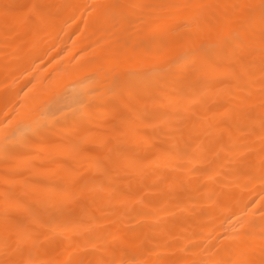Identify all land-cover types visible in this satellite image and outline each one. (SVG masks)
<instances>
[{
  "label": "bare ground",
  "instance_id": "1",
  "mask_svg": "<svg viewBox=\"0 0 264 264\" xmlns=\"http://www.w3.org/2000/svg\"><path fill=\"white\" fill-rule=\"evenodd\" d=\"M260 2L0 0V261L264 264Z\"/></svg>",
  "mask_w": 264,
  "mask_h": 264
},
{
  "label": "snow or ice",
  "instance_id": "2",
  "mask_svg": "<svg viewBox=\"0 0 264 264\" xmlns=\"http://www.w3.org/2000/svg\"><path fill=\"white\" fill-rule=\"evenodd\" d=\"M115 6L105 3H98L94 5H89V8L92 11H100L102 14L107 13V11ZM135 7V6H131ZM163 7H171V8H187V7H196L194 5H166ZM236 10H240L241 8H254L258 7L260 11V22H261V28L259 33V44H260V57H261V65L264 67V0H261L260 4L258 6L254 5H233L232 6ZM9 8L8 5H5V10ZM251 19V17L249 18ZM142 22V21H141ZM232 40H234L238 47L241 48H248L250 44L253 41L254 37L251 36H243L241 35L240 31H235L232 36L230 37ZM204 39L202 36L199 35L198 32H194L190 37L189 40L191 42V50L189 53H187L186 56L182 57L181 59H188L189 57L193 58L191 65L188 67V70L197 73L201 71H213L214 65L208 61L207 59H201L199 62H197L194 58L199 56L201 53V49L204 47V45H200V47H196L197 41ZM210 47H215V45H210ZM260 93L262 97V107H264V76L261 78L260 82ZM20 114L17 113L16 116L10 117L6 122L5 126H10L12 124V121L17 118ZM262 130H264V121H262L261 124ZM20 129V125L18 124L16 128L12 129L11 131H5L4 128H0V133H2L5 137V139H10L14 136L15 132ZM38 222V221H37ZM14 228L15 232L18 236L17 239V245H16V251L23 252L27 245L29 243L32 244V249L39 251V249L36 247V242L33 238L34 229L29 228L19 222H11L8 218V212L5 211V229L6 231L10 228ZM186 251L191 252L192 249H186ZM0 264H22V262L19 261H0ZM28 264H49L47 261H43L40 259H34L29 260ZM110 264H146L145 261L137 259L135 256H131L128 259H120L119 261L113 260L110 262ZM179 264V262H177ZM191 264H206L205 261H199V260H193L191 261ZM220 264H233L232 261H223L220 262ZM235 264H250V261L248 260H240L235 262Z\"/></svg>",
  "mask_w": 264,
  "mask_h": 264
}]
</instances>
